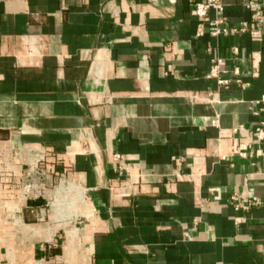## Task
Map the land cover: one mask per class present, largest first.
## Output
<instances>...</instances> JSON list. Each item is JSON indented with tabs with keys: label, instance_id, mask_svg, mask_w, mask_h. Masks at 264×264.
Instances as JSON below:
<instances>
[{
	"label": "crops",
	"instance_id": "obj_1",
	"mask_svg": "<svg viewBox=\"0 0 264 264\" xmlns=\"http://www.w3.org/2000/svg\"><path fill=\"white\" fill-rule=\"evenodd\" d=\"M263 94L264 30L213 36L187 0H0V264H264V140L235 152Z\"/></svg>",
	"mask_w": 264,
	"mask_h": 264
},
{
	"label": "built area",
	"instance_id": "obj_2",
	"mask_svg": "<svg viewBox=\"0 0 264 264\" xmlns=\"http://www.w3.org/2000/svg\"><path fill=\"white\" fill-rule=\"evenodd\" d=\"M194 10V14L201 22L205 23L208 27L209 33L213 36H228V35H242V34H261L264 30V0H246L243 4L244 8L249 12V20L240 22L237 26H227L226 22L222 18L224 10L223 0H187ZM213 12L215 17L209 18V13ZM231 53L236 55L237 48H231ZM220 60H213V65L210 74L216 76L218 73V66ZM234 73H237L236 70ZM217 83L221 86H227L228 81L224 79H218ZM250 108L253 110L255 115L264 114V94L257 100L251 101ZM254 139L252 143L244 146L237 145L235 152L240 157L252 156V147L255 144H259L264 140V119L254 129ZM255 155H258V153ZM51 159V161H48ZM223 159V158H221ZM57 156L53 155L50 151L44 150L41 154V159L35 163L27 165L23 170V182L21 186V197L27 200L32 194L39 190L38 182L34 179L38 175H53L54 177L59 176L58 173L53 169V163H58ZM112 162L114 168L119 173H125L126 168L123 165L122 156L120 154H113ZM230 202L235 210H247L253 206L260 204L257 198H245L240 199L236 193L231 194L229 197ZM60 239L61 236L59 235ZM55 246V245H54ZM40 248L44 251V245L41 244ZM44 257L36 259L33 264H43Z\"/></svg>",
	"mask_w": 264,
	"mask_h": 264
}]
</instances>
